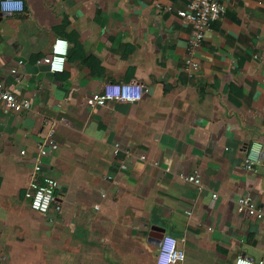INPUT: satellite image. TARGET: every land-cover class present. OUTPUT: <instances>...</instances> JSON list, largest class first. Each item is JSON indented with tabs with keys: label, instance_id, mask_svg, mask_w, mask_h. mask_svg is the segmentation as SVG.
Wrapping results in <instances>:
<instances>
[{
	"label": "crops",
	"instance_id": "1",
	"mask_svg": "<svg viewBox=\"0 0 264 264\" xmlns=\"http://www.w3.org/2000/svg\"><path fill=\"white\" fill-rule=\"evenodd\" d=\"M221 1L192 76V26L178 14L189 0H25L22 12L0 10V81L33 104L27 114L0 104V264H157L162 233L185 248L173 264L264 258V217L238 209L248 195L264 210V0ZM57 37L69 53L53 72L37 60ZM131 80L144 84L140 100L87 102L105 83ZM50 117L65 121L40 174L59 179L62 209L42 213L26 190ZM115 141L131 150L128 170ZM255 142L262 157L249 168ZM195 170L202 189L186 178Z\"/></svg>",
	"mask_w": 264,
	"mask_h": 264
},
{
	"label": "built area",
	"instance_id": "2",
	"mask_svg": "<svg viewBox=\"0 0 264 264\" xmlns=\"http://www.w3.org/2000/svg\"><path fill=\"white\" fill-rule=\"evenodd\" d=\"M19 2L22 4V9L17 10L10 8V5L16 3V0H0V10L7 13L22 12L25 10V0H19ZM164 8L167 10L172 9L171 5L165 6ZM223 11L224 4L221 0H189L184 8L178 10V14L183 20L192 26V32L188 43L190 55L186 64L190 76L194 75L196 70L200 67L199 62L193 58L192 54L194 50L204 42L206 32L211 28L213 23L220 18ZM68 53L69 41L64 37H57L52 44L50 53L39 58L37 63H45L51 71L60 72L65 69ZM19 62L22 63L23 60L20 59ZM12 71L17 72V67H13ZM144 88V84L137 80L128 82H107L103 85L101 90L93 91L87 97V102L92 106H96L108 104V102L112 100L127 102L138 101L143 97ZM0 104L5 105L15 112L23 114L30 113L33 108L31 99L18 96L15 90L8 87L2 81H0ZM62 121H65L64 117H50L46 119L45 134L38 143L34 172L26 190V197L30 200L31 207L42 213L48 212L53 205H55L57 210L62 209V204L56 199L59 179L49 174H40L44 169L46 157L59 147L56 133ZM260 147L261 144L259 142H255L251 146L247 156L249 168L261 159L262 153ZM122 150L125 152V157L121 159L119 167L122 170H128L130 168L128 160H130L129 157L132 155L131 150L122 146L120 141H115V154H119ZM21 153L25 154L26 150H21ZM140 157L144 160H148L145 154H141ZM109 178H113V176H109ZM186 178L194 182L199 189L203 188L204 183L201 178V173L198 170L188 174ZM238 209L240 211H245L251 216L258 218L264 217V210L248 195L238 199ZM191 212V210H187V213L190 214ZM185 255V248L180 245L179 239L175 235L164 234L159 243L156 263L173 264L182 261ZM234 264H264V258L256 259L247 255H239L235 259Z\"/></svg>",
	"mask_w": 264,
	"mask_h": 264
},
{
	"label": "clouds",
	"instance_id": "3",
	"mask_svg": "<svg viewBox=\"0 0 264 264\" xmlns=\"http://www.w3.org/2000/svg\"><path fill=\"white\" fill-rule=\"evenodd\" d=\"M10 8L20 10V9H22V4L19 2V0H16V3L11 4ZM181 259H182V257H181Z\"/></svg>",
	"mask_w": 264,
	"mask_h": 264
},
{
	"label": "water",
	"instance_id": "4",
	"mask_svg": "<svg viewBox=\"0 0 264 264\" xmlns=\"http://www.w3.org/2000/svg\"><path fill=\"white\" fill-rule=\"evenodd\" d=\"M164 234H165V233H162V234L160 235V237H159V243H160L161 239L163 238Z\"/></svg>",
	"mask_w": 264,
	"mask_h": 264
}]
</instances>
